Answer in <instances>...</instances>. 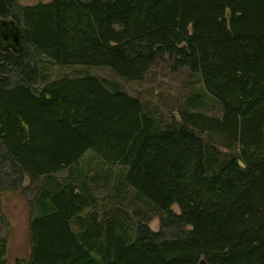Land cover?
<instances>
[{
	"label": "trees",
	"instance_id": "trees-1",
	"mask_svg": "<svg viewBox=\"0 0 264 264\" xmlns=\"http://www.w3.org/2000/svg\"><path fill=\"white\" fill-rule=\"evenodd\" d=\"M0 29V186L43 178L27 264H264V0H0ZM40 55L130 81L187 66L222 113L194 93L165 121L97 75L51 77ZM7 249L0 235V264Z\"/></svg>",
	"mask_w": 264,
	"mask_h": 264
},
{
	"label": "rangeland",
	"instance_id": "rangeland-1",
	"mask_svg": "<svg viewBox=\"0 0 264 264\" xmlns=\"http://www.w3.org/2000/svg\"><path fill=\"white\" fill-rule=\"evenodd\" d=\"M16 1L21 4H34L38 1L49 0ZM7 35L6 32L3 34V37L5 38ZM5 43L10 45V39H5V41L2 40L1 45H6ZM9 48L14 50L11 45ZM38 60L40 61V65H42L41 67L53 78L64 75L76 76L90 73L103 78L110 84H118L130 94L140 97L152 112L161 116L165 121L180 118L181 105L186 102L192 94H203L202 82L198 74L192 73L187 66L173 69L167 64V61H159L154 64L143 80L130 81L120 77L108 66L53 64L47 57L41 55L38 57ZM203 96L206 101V112L213 115H221L222 110L220 104L207 94H203ZM106 167L107 166H105V168ZM3 169H5V164L0 162V174ZM113 169L121 172L122 167L115 166ZM6 170L9 171V167H6ZM67 173L68 170L64 169L56 174V178H63ZM8 178H10V176H8L7 179ZM12 178H18V176ZM42 179L41 177L40 179L32 180L28 176H25L19 181L16 189L7 188L3 190L0 186V235L8 239V264H27L30 254V200L35 194V190H37ZM5 181L7 180L5 179ZM9 184L6 183L5 186ZM132 189L128 186L125 187L123 197L130 199L135 196L136 191L133 189L135 191L134 193ZM106 192L105 189H102L97 191V194L103 197L106 196ZM137 202L142 206L147 205L143 201L138 200ZM122 205L127 207V211L134 215H132L133 221L136 222L138 220L140 222H145L154 231H161L164 229L166 236H171L173 232H175L172 226L166 229L163 225V217L166 216L165 214L157 211L144 214L140 211L133 210V208H135L134 204L132 206L127 204ZM145 207L147 208V206ZM171 210L173 213H178L180 211L178 205H174ZM177 233L183 234L184 230L179 229Z\"/></svg>",
	"mask_w": 264,
	"mask_h": 264
},
{
	"label": "water",
	"instance_id": "water-1",
	"mask_svg": "<svg viewBox=\"0 0 264 264\" xmlns=\"http://www.w3.org/2000/svg\"><path fill=\"white\" fill-rule=\"evenodd\" d=\"M10 24H12L11 26H10V34L12 35H9L8 33H9V31L7 30L6 32H7V38H3V40L5 41V39H10V45H11V47H13L14 49H15V44L17 45L18 44V34H17V32H16V30L17 29H15V27L13 26V23L11 22ZM4 25H7L6 23L4 24ZM5 32V33H6ZM7 45V44H6ZM10 45H7V47L6 48H9L10 47ZM9 46V47H8Z\"/></svg>",
	"mask_w": 264,
	"mask_h": 264
},
{
	"label": "flooded vegetation",
	"instance_id": "flooded-vegetation-1",
	"mask_svg": "<svg viewBox=\"0 0 264 264\" xmlns=\"http://www.w3.org/2000/svg\"><path fill=\"white\" fill-rule=\"evenodd\" d=\"M4 27H5V28H3L2 30H6V31L8 30V31H9L8 34L11 35V34H10V30H11V29H10V25H4ZM0 30H1V29H0ZM4 33H5V31L2 32V35H3ZM4 36H5V35H4ZM11 36H12V35H11ZM5 38H7V37H5Z\"/></svg>",
	"mask_w": 264,
	"mask_h": 264
}]
</instances>
